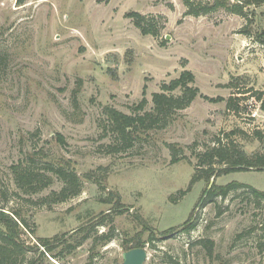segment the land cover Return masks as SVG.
<instances>
[{
	"label": "rangeland",
	"instance_id": "obj_1",
	"mask_svg": "<svg viewBox=\"0 0 264 264\" xmlns=\"http://www.w3.org/2000/svg\"><path fill=\"white\" fill-rule=\"evenodd\" d=\"M185 10L183 0H0V199L4 191L8 207L26 218L33 233L23 237L33 244L80 235L81 226L112 212V192L122 203L114 239L90 238L64 255L56 245L44 264H122V252L138 236L147 250L144 264H264V202L244 188L223 199L205 198L210 182L238 181L264 191V170L190 185L197 154L215 138L238 128L247 134L232 137L247 153L260 147L250 135L264 123L258 104L242 101L237 116L225 103L235 92L226 86L234 76L243 77L241 89L264 90V44L256 39L264 31V3L252 7L249 19L224 9L200 16ZM130 11L153 18L158 36L143 35L127 17ZM183 69L194 74L203 95L223 100L197 97L166 127L141 132L129 150L109 153L104 106L135 114L145 97L148 110L152 93ZM170 143L183 155L176 162ZM31 152L39 157L37 169L44 161L73 169L80 193L58 200L63 182L52 171H46L51 181L43 190L18 189L12 167ZM190 217L193 231L178 227L161 238ZM108 227L99 226L98 233ZM151 233L158 237L154 245ZM199 238L214 241L212 258L196 244Z\"/></svg>",
	"mask_w": 264,
	"mask_h": 264
},
{
	"label": "trees",
	"instance_id": "obj_2",
	"mask_svg": "<svg viewBox=\"0 0 264 264\" xmlns=\"http://www.w3.org/2000/svg\"><path fill=\"white\" fill-rule=\"evenodd\" d=\"M183 3L186 7L184 15H207L219 9H224L249 19L252 7L262 5L264 0H238L235 3H232L230 0H183ZM126 15L132 19L134 25L139 28L143 35L158 36L159 32L157 28L150 21H153V18H148L136 11H130ZM243 31L247 33L246 30ZM263 34L264 31L259 33V36L257 35L258 38H256L261 44H264ZM247 36L250 35L247 34ZM242 79L241 75L234 76L226 85L235 90L226 99V110L239 116L243 109L240 103L250 98L264 112V90L254 88L241 89L240 83ZM194 83V74L188 69H183L177 77L172 78L168 82L163 81L159 91L152 93V107L148 110L145 109L147 104L145 97L136 106L137 110L135 114H127L115 107L104 106L103 112L106 116V122H103L102 129L106 133L109 132V137H111V141L107 144L108 152L118 153L129 150L134 146L136 140L139 139L141 132L166 127L172 122L178 111L188 107L197 97H203L211 102L223 100L221 96L213 98L203 95ZM74 104H76V98H74ZM251 131L250 135L260 143V147L252 153H247L232 137L238 133L246 135L247 133L243 130L237 128L225 134L224 137L215 138V143L212 146L206 147L202 153L197 154V171L194 173L190 185L201 178L209 180L214 176H221L230 172L264 170V123L261 126L254 127ZM58 139L63 141L61 136ZM176 145L175 143L168 144L171 162H176L183 156L179 152L181 149ZM38 159L39 157L37 158L36 154L31 152L25 156V161H20L12 167L14 182L18 189L26 193H37L43 190L51 181V177L46 174V171H52L63 182V186L57 193L58 200H66L80 193L82 187L81 179L73 169L67 167V164L54 166L51 162L44 161L42 162L44 163L43 168L37 169L34 167V164H36ZM210 186L209 190H206V201H213L217 197L223 199L231 192L244 188L241 191H247L258 204L261 201L264 202V191L246 183L231 181L226 184H217L216 182H210ZM187 189L180 190L178 195L180 197L183 196L187 192ZM1 197L0 264H44L42 258L46 253L51 252L56 245H61V250L58 254L64 255L71 253L90 238H92L94 243H107L116 236L115 215L123 212L121 210L122 203L120 202L119 194L112 192L111 197L108 198L109 202L115 199L112 212L103 217L94 218L81 226L79 228L80 235H71L69 238H64L66 234H63L60 237H55L54 242L48 238H38L36 244H33L23 237L26 233L32 234L33 228L30 227L21 212L8 207L7 202L9 198L4 191L1 193ZM137 218L141 219L138 216ZM106 219L109 221L108 224L106 223ZM104 225L109 226L108 230L99 234L98 227ZM195 227L196 223L190 217L182 225L171 227L169 230L164 231V236L161 238L169 237L171 232L170 234L168 232L176 228H178L179 232L188 234ZM155 239H158V237L151 233L148 242L154 245L152 242ZM131 241H134V245L131 247L142 246L139 236L132 238ZM125 243H127V240ZM196 244L203 247L210 258L214 256V241L212 239L199 238ZM124 246L126 247L127 245ZM259 246L261 248L262 244H259ZM86 264H90V262Z\"/></svg>",
	"mask_w": 264,
	"mask_h": 264
},
{
	"label": "water",
	"instance_id": "obj_3",
	"mask_svg": "<svg viewBox=\"0 0 264 264\" xmlns=\"http://www.w3.org/2000/svg\"><path fill=\"white\" fill-rule=\"evenodd\" d=\"M122 264H144L147 250L144 246L133 247L122 252Z\"/></svg>",
	"mask_w": 264,
	"mask_h": 264
}]
</instances>
